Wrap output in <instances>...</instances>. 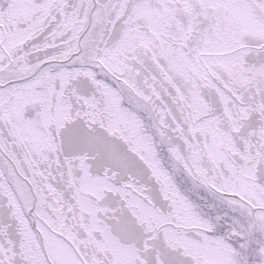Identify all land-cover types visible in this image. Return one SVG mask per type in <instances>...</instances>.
<instances>
[{
    "label": "snow or ice",
    "instance_id": "obj_1",
    "mask_svg": "<svg viewBox=\"0 0 264 264\" xmlns=\"http://www.w3.org/2000/svg\"><path fill=\"white\" fill-rule=\"evenodd\" d=\"M0 264H264V0H0Z\"/></svg>",
    "mask_w": 264,
    "mask_h": 264
}]
</instances>
